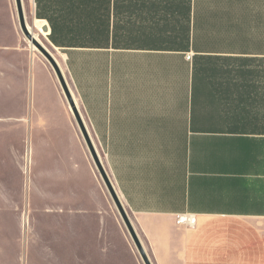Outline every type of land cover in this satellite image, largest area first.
<instances>
[{
    "label": "crops",
    "instance_id": "0c3cea01",
    "mask_svg": "<svg viewBox=\"0 0 264 264\" xmlns=\"http://www.w3.org/2000/svg\"><path fill=\"white\" fill-rule=\"evenodd\" d=\"M36 20L151 263L264 264V0H37ZM23 40L0 4V260L145 264Z\"/></svg>",
    "mask_w": 264,
    "mask_h": 264
},
{
    "label": "water",
    "instance_id": "95a60500",
    "mask_svg": "<svg viewBox=\"0 0 264 264\" xmlns=\"http://www.w3.org/2000/svg\"><path fill=\"white\" fill-rule=\"evenodd\" d=\"M16 6H17V14H18V19H19V26H20V29H21V32L24 34V36L27 38V39H30V40H33V36L31 34V32L29 31V28H28V22H27V17H26V13H25V9H24V4H23V0H16ZM44 31L45 32H49V28L47 25H44L43 27ZM37 47L39 48L40 52L43 54V56L47 59V61L50 63V65L52 66V68L54 69L60 83H61V86L65 92V95L70 103V106L73 110V113L75 115V118L79 124V127L81 129V133L83 135V138L85 139V142L87 144V147L93 157V160L95 162V165L100 173V175L102 176L106 186H107V189L108 191L110 192V195L115 203V206L117 207L138 251L140 252L142 258H143V261L145 264H152L151 261L149 260V257L131 223V220L117 194V191L115 190L106 170H105V167L102 163V160L100 158V155L97 151V149L95 148L94 144H93V141H92V138H91V135L88 133L87 129H86V126H85V123H84V120H83V117L77 107V104H76V101L74 99V96L72 94V91L69 87V84L67 82V79L65 77V74L63 72V69L59 63V61L57 60V58L55 57V55L49 50L47 49L46 47L38 44L37 42H34Z\"/></svg>",
    "mask_w": 264,
    "mask_h": 264
},
{
    "label": "rangeland",
    "instance_id": "374dc122",
    "mask_svg": "<svg viewBox=\"0 0 264 264\" xmlns=\"http://www.w3.org/2000/svg\"><path fill=\"white\" fill-rule=\"evenodd\" d=\"M0 4L2 5V7H5L7 5L12 10V12L15 15L19 30L21 32V29H20V26H19L18 14H17L16 0H0ZM23 4H24V9H25L27 22H28L29 26L32 27L33 30L40 36V38H41L43 44L45 45V47L47 49H49L53 54H55V51L52 49V47H51V45H50V43L48 41V35L47 36L43 35L41 30L36 25V21H40V20H36L37 0H23ZM21 34H22V37L24 39L23 41H24L25 46H27L29 49H31L34 52V54H36L38 56V58H40L42 61H44L47 64H49V62L46 60V58L43 56V54L40 53V51L38 49L35 50V49L32 48L33 43L31 41H29L24 36V34L22 32H21ZM50 68L52 69L51 66H50ZM52 71H53V69H52ZM0 264H19V263L0 260ZM22 264H58V263L30 262V263H22Z\"/></svg>",
    "mask_w": 264,
    "mask_h": 264
},
{
    "label": "bare ground",
    "instance_id": "6f19581e",
    "mask_svg": "<svg viewBox=\"0 0 264 264\" xmlns=\"http://www.w3.org/2000/svg\"><path fill=\"white\" fill-rule=\"evenodd\" d=\"M36 25H37V27L41 30V32H42L43 35H47L48 32H45L44 29H43V27H44V25H45L44 22H42V21H36ZM28 28H29V31L31 32L32 36H33V40L28 39L29 41H31V42L33 43L32 48L35 49V50H37V49L39 50V48L37 47V45H36L34 42H37L38 44H40V45H42V46L45 47V45L43 44V42H42L40 36H39V35L33 30L32 27L29 26V24H28ZM39 29H38V30H39ZM39 51H40V50H39ZM40 53H41V52H40ZM46 60H47V59H46ZM49 64H50V63H49ZM50 66H51V65H50ZM51 67H52V66H51ZM52 69H53V68H52ZM53 71H54V69H53ZM54 73H55V71H54ZM55 76L57 77L56 73H55ZM57 79H58V78H57Z\"/></svg>",
    "mask_w": 264,
    "mask_h": 264
},
{
    "label": "built area",
    "instance_id": "2783aa9c",
    "mask_svg": "<svg viewBox=\"0 0 264 264\" xmlns=\"http://www.w3.org/2000/svg\"><path fill=\"white\" fill-rule=\"evenodd\" d=\"M196 222L197 219L193 215H187V214L177 215V223L179 225L193 227L196 224Z\"/></svg>",
    "mask_w": 264,
    "mask_h": 264
}]
</instances>
